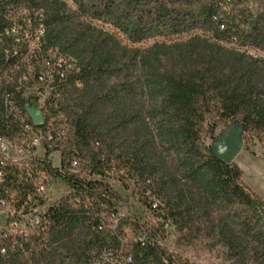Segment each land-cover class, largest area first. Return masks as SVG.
<instances>
[{
	"label": "trees",
	"instance_id": "trees-1",
	"mask_svg": "<svg viewBox=\"0 0 264 264\" xmlns=\"http://www.w3.org/2000/svg\"><path fill=\"white\" fill-rule=\"evenodd\" d=\"M33 36L31 80L50 77L54 54L77 67L50 81L46 114L69 126L56 168L69 190L8 231L0 264H193L200 252L264 264V197L212 151L231 122L264 147V0H0V87ZM112 177L134 186L147 221L118 214Z\"/></svg>",
	"mask_w": 264,
	"mask_h": 264
},
{
	"label": "built area",
	"instance_id": "built-area-1",
	"mask_svg": "<svg viewBox=\"0 0 264 264\" xmlns=\"http://www.w3.org/2000/svg\"><path fill=\"white\" fill-rule=\"evenodd\" d=\"M36 50L30 46L26 51L15 52L1 74L11 87H0V241L14 228L13 220L20 218L24 227L28 221L36 223L34 215L49 210L69 190L67 179L56 174L57 167L62 169V157L68 149L69 126L66 118L46 114L50 109V81L55 74L62 80L77 67L74 60L54 54L55 60L46 58L41 65L42 70L50 69V77L43 78L41 71L33 81L31 58ZM28 106L41 109L46 118L44 124H34ZM33 140H40V156H32ZM68 160L73 169L80 166L77 155H68ZM56 180L68 186L59 196L53 193ZM19 202H23L24 211L16 213L15 204ZM138 237L147 238L144 232ZM5 250L6 246H2L1 252Z\"/></svg>",
	"mask_w": 264,
	"mask_h": 264
},
{
	"label": "rangeland",
	"instance_id": "rangeland-1",
	"mask_svg": "<svg viewBox=\"0 0 264 264\" xmlns=\"http://www.w3.org/2000/svg\"><path fill=\"white\" fill-rule=\"evenodd\" d=\"M105 28H108L105 27ZM190 34H185L182 36H172V37H164V36H156L151 39H147L141 41L139 43H132L130 45L134 47L147 48L151 46L155 41H165L170 42L174 40H184ZM120 36V35H119ZM38 39L37 36H33V40L30 46L34 47L35 41ZM36 47V46H35ZM224 129V125H220L216 130V133L219 134L221 130ZM253 141L249 144H245L240 149V151L236 154L235 161L238 162L243 171V178L245 182L252 188H254L257 192L260 193L264 197V147L262 143L258 140L256 136H253ZM40 142L38 143V153L40 155ZM107 181L111 184V186L118 191L122 200L118 201L119 206V215H124L125 213H133L139 218L141 221L145 222L149 219L147 207L143 206L139 200V195L137 190L134 189L132 185L128 189L124 188L114 177L108 178ZM68 188L67 184L60 180L55 181V185L53 188V193L55 196H59L65 193ZM39 214L34 215V219H38ZM116 220V215L114 216ZM13 225L15 226H23L22 220H13ZM174 227L170 224L167 225V237L165 238V244L174 250V238H175ZM193 264H230L229 262H222V260L214 254H206L201 253L199 255H195L192 260Z\"/></svg>",
	"mask_w": 264,
	"mask_h": 264
},
{
	"label": "water",
	"instance_id": "water-1",
	"mask_svg": "<svg viewBox=\"0 0 264 264\" xmlns=\"http://www.w3.org/2000/svg\"><path fill=\"white\" fill-rule=\"evenodd\" d=\"M27 111L33 118L35 125L45 123V115L41 109L35 106H28ZM244 127L238 122H231L225 127L214 140L212 151L220 160L230 163L236 158V154L244 145L243 140Z\"/></svg>",
	"mask_w": 264,
	"mask_h": 264
},
{
	"label": "bare ground",
	"instance_id": "bare-ground-1",
	"mask_svg": "<svg viewBox=\"0 0 264 264\" xmlns=\"http://www.w3.org/2000/svg\"><path fill=\"white\" fill-rule=\"evenodd\" d=\"M48 71H50V69H46ZM40 142V140H33L31 147H32V156H40L38 153V143ZM40 154H41V150H40ZM16 204H23V202H19ZM16 209V208H15Z\"/></svg>",
	"mask_w": 264,
	"mask_h": 264
}]
</instances>
